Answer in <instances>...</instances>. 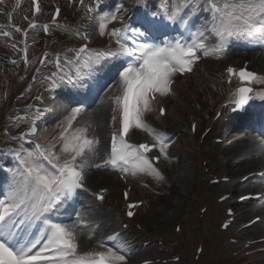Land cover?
<instances>
[{
    "label": "snow or ice",
    "instance_id": "6c2138e0",
    "mask_svg": "<svg viewBox=\"0 0 264 264\" xmlns=\"http://www.w3.org/2000/svg\"><path fill=\"white\" fill-rule=\"evenodd\" d=\"M137 5L135 26L123 23L129 12L124 4L115 7V11L105 16L99 24L100 35H104L109 23L120 21L123 24L109 33L117 45L115 49L92 52L87 47H81L74 59L65 57L63 63L74 67L79 74L82 69H87L89 73L98 69L103 71L107 67L105 62L122 60L120 65L110 70L112 79L122 89V95L114 98L116 107L112 109L113 122L117 119L115 113H121V127L119 134L114 133L112 136L111 155L105 164H110L114 170L122 173L131 169L133 175L147 173L162 179L144 155L151 151V147L158 145L160 153L166 156L169 140L166 135L153 132L144 123V114L151 111L150 101L156 93L167 95L172 77L177 73L191 72L193 64L201 56L221 58L233 39L241 40L258 34L264 39V0H169L164 8L157 7L155 3L149 5L148 0H144L141 8L140 0H137ZM36 10H39L38 6ZM200 13H207V16L199 27L193 29L192 22ZM29 27L35 28L36 25L30 23ZM169 28L181 33L187 31L190 35L186 40H162L161 37L167 35ZM44 31H48V26H44ZM75 34L79 35L78 32ZM210 37L215 38L211 46L208 44ZM83 38L87 39V35ZM128 40L134 46H129ZM24 51L26 53L27 49ZM56 68L61 69L59 58ZM227 72L231 76L234 69L229 67ZM52 76L57 79H53L49 86L51 90L60 84H69L72 80L68 72L62 75L54 72ZM238 76L242 82L249 83L260 79L246 69H241ZM261 82L264 83V80ZM252 93L251 87H240L232 93L234 105H248L253 99ZM255 96L264 101V93H255ZM68 103L82 104L83 101L69 100ZM160 111L163 114V109ZM83 112L82 107H72L65 117V126L59 137L62 144L60 152L67 154L63 162L53 151L55 145L35 143L32 150L14 152L17 164L9 170L12 181L7 198L0 200V264H38L40 260L46 264H123L125 261L126 257L112 248L106 253L77 252L76 230L81 226L82 219L79 214H76V221L70 224L52 219L64 204L79 194L77 190L88 191L84 184L86 169L83 165L99 141L89 138L88 127H77L67 134ZM35 115L39 117L43 113L37 110ZM248 123L261 129L258 153L264 155V114L250 116ZM133 127L149 132L156 144L151 147L147 144L138 147L129 144L125 137ZM35 135L36 129L33 127L19 139ZM105 164L96 163L94 166L102 169ZM127 195L125 193V198ZM97 199L103 197L97 194ZM132 207L134 205H129V208ZM128 215L131 217L133 213L129 211ZM37 224L41 227L36 234L28 231ZM21 233L28 235L21 239ZM41 241H45L42 248L34 252Z\"/></svg>",
    "mask_w": 264,
    "mask_h": 264
},
{
    "label": "rangeland",
    "instance_id": "374dc122",
    "mask_svg": "<svg viewBox=\"0 0 264 264\" xmlns=\"http://www.w3.org/2000/svg\"><path fill=\"white\" fill-rule=\"evenodd\" d=\"M222 66L223 65L215 64L216 69L217 68L222 69L223 68ZM220 73L216 77L214 84H212L213 88L210 91L211 92L210 96H208V97L205 96L202 100H200L198 102H193V99L189 96L188 99L183 101L187 107H188V105L189 106H190V104L194 105L195 103L201 107L199 109L200 111L197 110L198 112H196L195 114L194 113L189 114V115H195L194 119L199 118L201 115H203L207 111L208 103L210 100H212V93L214 95L215 89L221 90ZM176 95L178 97L181 96L178 93H176ZM216 97L217 96L213 97V101L216 99ZM105 120L107 121V117ZM182 120H183V123L180 124L179 129L187 130L189 127V123H190V117L186 116L185 119H182ZM106 121H105V123H106ZM183 130H182V132H183ZM174 132H176V131H174ZM176 133H178V132H176ZM180 134L183 137L182 136L180 137V141L174 147L172 153L170 154L171 156L168 158L170 164L172 165L171 170L168 173V177H169L168 182H163V184H162V187H164L168 192L165 194V196L157 197V199H155V197H152V196L151 197L147 196V198L151 201V203H153L152 207L150 209L144 211L141 214L139 219L141 222H143L145 224L146 223L156 224L157 226L160 227L159 232L166 231L170 235L171 241H174L176 239H182L183 236L179 235L177 238L175 236H173V231L171 229V225L173 223H175L176 221H179L181 219L185 210L188 211L189 214H188V219H187V221H188L187 225H188V231L189 232H188V242H187L188 244L187 245L192 248V246L195 242V238H199L200 235H199V233L193 232L196 211L191 204V200L188 201L187 193H189L192 198L196 194L197 191H196L195 187H196V185H198V182H197L198 178L196 177V175L199 174L198 169H200L201 167H200V163L197 161V159L199 157L196 154V152L198 151V144L196 142L191 144V141L188 138V136L185 137L184 136L185 134H183V133H180ZM246 146H247L246 142H243L241 145L237 146L236 151H233L230 154H228L229 157H236L234 160L237 164H239V165L235 166L236 168H230V169H232L233 173L238 175L237 177H239L242 174L244 175V174H246L252 170H255L257 168H260L259 167L260 165L259 166L257 165L256 161L253 159L252 156H248L246 154L245 157L248 159V161H245V159L241 158V157H243V156H241V151L243 154L244 153L243 151H245ZM215 150L218 151L220 154L218 155V158L216 160L211 162V165H212V168L214 169V171H216L217 173L222 175L223 172L226 173L227 167L225 166V162L227 159L224 158L221 161L219 160L222 157V155H221L222 154V148L221 147L220 148L218 147V150L217 149H215ZM173 157L175 158L174 163H172V161L174 159ZM137 176L143 177L144 174L139 173ZM96 177H99V176L96 175ZM115 181L117 183H115L114 186L109 187L110 193L107 196V202L109 201L110 203L113 200L114 201H120V199H121V196H120L121 187L119 186L118 180L116 179ZM99 187H104V186L102 184L93 185L91 187V191L94 192ZM202 188H203L204 192H206V194H209L210 197H212V198H218L221 194H223L225 192V190L223 188H220L219 191H217V192L212 191V188L211 189L207 188L206 185ZM259 189H260V186H259ZM256 190H258V188H254L252 185H248L247 187L244 188V191H242V192L247 193L249 191H256ZM134 195H135V199H143L144 198L143 194H141L138 191H134ZM107 202L104 205L96 206V209L98 210L97 212L105 214V217H101L100 218L101 221H99L98 222L99 224L96 226L97 227L96 233L97 232L99 234L101 233V235H100L101 237L104 236L106 233H108L109 230L112 229L113 226L117 224L116 219L112 217L111 212L107 208L108 206H110ZM121 208H122V206H121ZM253 209L258 210V211L255 212L250 218H248L249 220L254 215L262 213L264 211V206L263 205L254 206ZM114 221H115V224H113ZM212 229H214V230H212V233H211V237H212V241H213L214 245L212 247V253H211L210 257L216 258L217 256H220L223 254L225 256L233 255V251L235 249L232 248L231 246H229L226 242H224L222 240L223 235L221 232L215 230V225L213 226ZM253 231L256 232L255 233L256 235H264V226L258 227L256 229H254ZM98 244H99V242H96L91 247H89L88 249L81 247V251H91L92 249L96 248ZM163 251H165V250H163ZM170 251H174L175 253H173V254L179 253L180 255H182V257H185L186 260L185 261L182 260V262H185L183 264H193L192 254H191L190 250H186V248H182V249H175L174 248L173 250H169V252ZM169 252H164V253L169 254ZM220 261L221 262H219L218 264H222L225 262L222 260H220ZM181 263H178V264H181ZM254 264H259V263L255 262Z\"/></svg>",
    "mask_w": 264,
    "mask_h": 264
},
{
    "label": "bare ground",
    "instance_id": "6f19581e",
    "mask_svg": "<svg viewBox=\"0 0 264 264\" xmlns=\"http://www.w3.org/2000/svg\"><path fill=\"white\" fill-rule=\"evenodd\" d=\"M230 57L233 58V56H230ZM230 61H233V60H230ZM203 63L207 64V72H203L201 74V76H198V78H196V80L194 79V77L186 76L185 78H183V80L181 82H179L177 80L178 74H175L172 77V79L176 81L177 87L186 88V89L189 88L192 91L191 92L193 95L192 97L195 98L196 100H198L200 98V96L204 94V92L207 93L209 91V85H207V83L209 82L211 77L212 78L214 77V74H213V71H215L214 67L212 65H210L208 62H203ZM252 64L257 69H259L261 72L264 73V55L257 60H255V59L252 60ZM194 80H195V82H193ZM203 88H204V90H203ZM182 96H183V98L186 99L188 97V92L183 90ZM106 109H107L106 103H100L99 106L94 110L93 114L90 117V119H92V122L94 124V128L92 127L94 133L98 136H101V138L106 131L105 124H104ZM172 111H175V112L181 111L180 114L182 116L180 117V119H184V113L188 112L189 109H186V111H184V108L182 106H180L178 103H176V104H173V107L171 108V110L168 114L169 116L171 115ZM180 122H182V120H180ZM87 125L90 126L89 123H87ZM260 139H261V135L258 134V140H252L250 143L247 144V146L252 148V150L255 149V151H258V145H259ZM239 142L240 141H238L236 143L239 144ZM248 147L245 148V150L248 151L249 150ZM243 157L245 158L246 161H248V159L244 155H243ZM262 163H264V158L260 159V164H262ZM258 164H259V162H258ZM96 173H98V172H96ZM96 173L89 175V177L87 179V185L88 186H93L96 183H104V184H108V185H112V186L115 184L114 174L102 172V173H99V175L102 177L98 178V177H95ZM96 231H97V229L95 230V232ZM86 233H87V230L83 229V228L81 229V231H79V236H80L79 240H80V243L83 244L84 246H88L90 244V242H88L89 240L86 238L88 236Z\"/></svg>",
    "mask_w": 264,
    "mask_h": 264
}]
</instances>
